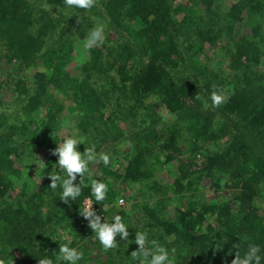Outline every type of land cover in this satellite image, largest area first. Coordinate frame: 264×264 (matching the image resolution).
Listing matches in <instances>:
<instances>
[{"label": "trees", "instance_id": "obj_1", "mask_svg": "<svg viewBox=\"0 0 264 264\" xmlns=\"http://www.w3.org/2000/svg\"><path fill=\"white\" fill-rule=\"evenodd\" d=\"M224 2L98 0L125 38L110 42L106 37L101 48L88 50V66L77 75L74 65L68 69L74 61L69 36L57 33V40L48 39L69 8L64 0H0V59L35 67L30 81L13 74V83L4 86H11L17 109L1 102L0 91V259L39 264L49 258L66 264L55 258L59 246L68 243L81 249V264L90 248L104 254L94 264H127L112 249L105 251L93 232L79 243L77 230L84 233L80 204L90 196L101 212H111L105 222L122 217L134 245L136 232L156 228L157 240L176 247V264H231L249 243L259 245L264 264V142L255 145L243 135L248 127L264 138V0ZM45 3L58 12L56 22L51 15L43 21ZM69 9L79 14L71 16L76 35L87 36L89 10ZM242 19L249 30L234 37ZM179 66L198 75L203 88L210 84L222 91L226 103L204 109L195 81L175 73ZM97 80L103 81L102 89ZM156 105L174 117L161 119L152 109ZM215 116L224 118L215 122ZM66 119L82 133L95 134L96 151L105 142L133 139L118 154L117 167L99 162L98 170L86 174L81 195L68 203L60 200L62 188L49 187L47 171L41 170L46 176L39 185L28 172L17 181L24 173L20 164H31L24 156H33L35 167L39 148L57 162L52 150L67 131ZM239 122L241 131L228 130V123ZM216 131L229 136L218 149L211 144ZM168 164L177 173L164 182L155 172ZM205 176H215L213 185L224 178L233 196L200 200L195 183ZM93 179L108 185L107 198L99 203L91 192ZM121 195L126 204L117 207Z\"/></svg>", "mask_w": 264, "mask_h": 264}, {"label": "rangeland", "instance_id": "obj_2", "mask_svg": "<svg viewBox=\"0 0 264 264\" xmlns=\"http://www.w3.org/2000/svg\"><path fill=\"white\" fill-rule=\"evenodd\" d=\"M176 1H185L186 0H176ZM228 2V0H225L224 4H226ZM44 5V4H42ZM47 14H45L43 16V21H45V19L47 18V15H51V17L56 18V15H58L57 11L55 12L54 10H52L50 8V10H46ZM99 11H101V13H99ZM221 12V11H220ZM222 14V12H221ZM78 13L73 12L71 9L69 8H65L63 9V14H61V18L59 20V22L56 23V25L52 28V30L48 31V39L49 42H54V40H57V33H64V35H68L69 38L71 39L72 43L74 44V61L68 65V69L70 68L71 65H74V71L77 75H81L84 73L85 65L86 63V59L88 58L89 55V51L85 50V48L83 47L84 45V41L85 38L87 36H80L78 37L76 35V30L78 25H75L71 19V16H78ZM87 17L90 19V25H88L87 28L88 31H90L93 27L96 26L97 23H102L104 24L105 27V36L108 38V41H123L125 38L124 33H121V30H119V28H117L111 21L110 19L106 16L104 10L102 9V7H96V8H92L91 11L87 12ZM180 17V16H178ZM48 19V18H47ZM245 19V18H244ZM244 19L239 20L236 23V29H235V33H234V37H237L238 35L244 33V32H248V27L244 24ZM56 22V19H54ZM42 21V22H43ZM80 38V39H78ZM102 45V44H101ZM101 45L98 46L101 48ZM3 53L0 51V55H2ZM6 61L5 59H0V85L2 87H0V91L4 94L2 96L1 102H3L4 104H6L8 106V109L10 111H13L15 109L18 108V105L16 104L15 101H12L13 97H12V89L10 86V90H6L4 89V86H9L10 84L8 83H13L14 78L20 76L21 74L23 75L22 77H24L25 79H28V81L31 80L32 78V74L34 72L35 67H29L27 65L24 64H20L17 66V63L12 61V63H7L5 64ZM73 67V66H72ZM11 73V74H10ZM176 74H186L189 75L196 83V85L198 86V89L200 90L199 94L200 97H202L203 99L201 100L204 106V101L208 102V108H212L211 106V100H210V94L213 90L215 89V86H211L209 84V86L206 88H203V82H198V75L193 74V72H191V70L189 69H185L184 67L179 66L176 70H175ZM13 74H17L15 75V77L13 78ZM95 79H97L94 76ZM96 83V85L102 89L103 86V81L102 80H97L94 81ZM29 86H32L31 83H28ZM7 86V87H8ZM14 85H12L13 87ZM153 111L155 112V114L157 116H159L161 119H170L173 118L174 115L172 113H169V111L162 105H156V106H152ZM204 109H207L204 107ZM224 117H219V116H215L214 117V121L217 122L218 119H223ZM74 122V121H73ZM71 123L70 124V119H66L63 121L65 129L67 130L65 132V134H63L62 138L66 135H75L78 138H81L84 140L85 144L80 143L78 144V149L79 151L83 152L85 150V147H88L90 145H92L93 140L95 138V134L93 132H90L88 134L82 133L78 128L75 127V123ZM228 125L230 126L228 128V130H235L236 128H240L239 130L241 131L242 128V123L239 122L237 126H233L231 125V123H228ZM123 127H126V124L123 123ZM223 127V126H222ZM69 128V130H68ZM214 128L218 129L217 125H214ZM226 128V127H225ZM222 128H220L221 130ZM249 128L243 127V135H245L247 137V140H251V143L258 145L259 143L261 144L262 142H264V138L262 136H260L257 132L254 134H251L250 131L248 130ZM222 132H217L216 131V135L217 138L211 142V144H215V148H220L222 147L224 144H226V142L228 141V134L227 133H223ZM133 139L130 138H125V139H119L118 141L115 142H105L104 145L97 150V154L99 153H107L110 156V163H112V165L114 167H117L119 165V161H118V154H123L126 150L129 149L131 143H132ZM35 142V141H33ZM130 142V143H129ZM44 151L43 149L39 148V152L36 156V153H33L34 156H36V159L34 160V166L33 167V159L31 155L29 156H24V160L25 161H29L31 162L30 166H26L27 164H20V169L22 171H24V173L17 178V181H21L27 178V172L31 175H36L35 177V182L37 185H39L42 180L45 178L46 175H43L41 173V170L47 171L48 173L52 172L53 169H56V161L54 159L52 160H48L46 159L47 157H44ZM51 157V156H50ZM49 157V158H50ZM44 162V163H43ZM98 163L95 164H90L89 168L90 171H94V170H98ZM31 169V171L29 170ZM57 170L58 167H57ZM47 173V176H48ZM156 175L158 176V178L162 179V181H171L172 177L174 175H176V171L173 168V164H168L167 166H164L161 170H156ZM60 175H66L65 173L60 172ZM213 177L215 176H205L202 177L201 181L199 183H195L196 186H198L197 189V194H198V198L200 200H212V199H229L230 197L233 196L234 192L232 189H228L225 188L224 186V178H221L215 185H213ZM16 192H13L12 194L14 195ZM87 197V196H84ZM83 197V198H84ZM90 197V196H89ZM82 198V199H83ZM92 198V197H91ZM120 198L122 199V201H120ZM93 200V198H92ZM82 201V200H81ZM94 201V200H93ZM122 202V203H121ZM95 203V202H94ZM126 204V200L124 196H120L117 199L116 202V206H124ZM80 207L82 209V206L80 204ZM99 210V208H98ZM99 215L102 218V222L106 221L108 219V217L111 215V212H101L99 210ZM213 216L209 217V220H211L212 223H214L213 220ZM206 219H204V225L206 224ZM83 227H84V233H81V230H77V238L79 239L80 237H82L81 241H79V243L81 242H85L87 240V236L92 232L91 228L89 227L88 221L86 219L83 218ZM74 229H76V227H74ZM144 232H147L148 234V239L149 241L156 239V235H157V229L156 228H151L150 227H146L144 230H142ZM67 238L68 236L70 237V235H66ZM163 240V239H161ZM161 240H157L161 245L165 246L168 251H170V259L173 260L172 257V252H174L176 250V247H167V243L169 241H161ZM118 242V248L117 249H112L113 250V254H115L116 259H118V257H122L126 260L127 264H139V261L137 260H133V258L130 256L131 252L134 250L138 249V245L137 244H133L132 242L128 241H117ZM78 243V244H79ZM149 247L151 246L150 244L148 245ZM74 248H76L78 251L81 252V249L78 246H74ZM88 255L87 257H85V264H94L95 263V259L97 260H102V258H104V254H98L97 250L94 249H88ZM98 254V255H97ZM114 256V259H115ZM174 262V260H173ZM82 260H80L78 262V264H81ZM174 264H176L174 262ZM178 264V263H177Z\"/></svg>", "mask_w": 264, "mask_h": 264}, {"label": "clouds", "instance_id": "obj_3", "mask_svg": "<svg viewBox=\"0 0 264 264\" xmlns=\"http://www.w3.org/2000/svg\"><path fill=\"white\" fill-rule=\"evenodd\" d=\"M65 6L69 8H78L84 10H91L97 6L98 0H64ZM45 10H50V5H42ZM105 25L97 23L93 27L87 37L85 38L83 47L85 50H91L100 46L105 40ZM197 99H203L199 95ZM211 106L214 108L220 107L226 103L227 96L222 91L213 90L210 94ZM208 102L204 101V107L207 108ZM85 144L84 140L75 135H66L62 138L61 142L57 143V147L52 150V155L58 157L56 162V169L48 173L50 178L49 187L53 190L57 187L62 188L60 200L68 203L75 201L82 193V186L84 184L85 176L91 175L90 164L103 162L105 166L110 164V156L107 153L97 154L95 145L85 147L83 152L78 150V144ZM44 163V162H43ZM58 167V171H57ZM65 173V176L59 173ZM79 177L80 182L77 184L75 181ZM10 180L15 181L14 176L9 177ZM91 192L97 203L104 201L107 198L108 185L99 180H91ZM122 203V202H121ZM80 215L88 221L89 227L95 233L96 238L102 245L105 251L118 248L116 237L129 240V231L126 224L123 222L120 215H115L112 223L103 221L100 215L96 213L93 208V203L86 200L84 206L80 209ZM135 243L139 246L137 250L131 252L133 260L139 261V264H174L173 260L169 257L168 249L161 245L157 240L149 241L147 232L138 231L135 233ZM151 245L150 247L148 245ZM260 247L257 244L249 243L246 252L243 256L237 251L235 258L231 264H261ZM83 258V253L74 247H70L68 243L59 246V253L56 255V261H64L66 264H78ZM0 264H6L4 259H0ZM12 264L14 262L12 261ZM39 264H54L52 259L42 258L39 259Z\"/></svg>", "mask_w": 264, "mask_h": 264}, {"label": "built area", "instance_id": "obj_4", "mask_svg": "<svg viewBox=\"0 0 264 264\" xmlns=\"http://www.w3.org/2000/svg\"><path fill=\"white\" fill-rule=\"evenodd\" d=\"M86 200H88V201H90L91 203H93V208L96 210V213L99 215V213H98V212H99L98 207L95 205L94 201H93L92 198L89 197V196L84 197V198L82 199V201H81V206H82V208H83V206H84V202H85ZM120 201H122L121 198H120Z\"/></svg>", "mask_w": 264, "mask_h": 264}]
</instances>
